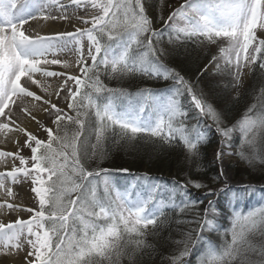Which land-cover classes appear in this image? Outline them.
Masks as SVG:
<instances>
[{
    "label": "snow or ice",
    "instance_id": "snow-or-ice-1",
    "mask_svg": "<svg viewBox=\"0 0 264 264\" xmlns=\"http://www.w3.org/2000/svg\"><path fill=\"white\" fill-rule=\"evenodd\" d=\"M71 4L75 8L96 9L88 13L92 17L90 21L82 16L78 18L84 24L91 23L92 27L79 28L75 33L65 31L54 36H42L30 31L33 28L30 21L54 23L70 20L71 17L64 11L66 4L61 0H48L47 5L37 0H0V117L10 119L13 116L11 111H5L15 104L13 97L40 99L29 90L31 85L39 83L33 78L36 74L46 77L61 75L41 67L62 63L55 58L54 50L58 47L64 50L69 44H80L77 49L79 63L87 79L81 80L77 76L69 79L77 86L89 89L83 95L79 91L66 93L72 101L68 107L75 111V117L62 114L55 104L51 105L55 110L54 123L58 127H67L64 121L70 122L74 128L70 134L53 135L49 128L46 130L49 136L47 142L30 133L26 135L24 143L32 153L31 170L27 167L28 158L19 153L13 157H18L24 167H14L7 176L13 183L20 179L18 174H22L25 180H31V194L38 198L39 210L27 209L35 212L30 220H17L14 224L0 222V252L5 255L0 264H9L8 253L13 250L20 256L16 264H122L125 256L129 264H139L136 253L143 245L149 226L155 228L159 217L164 216V199L159 192L161 186L151 182L147 185L133 184L130 189L116 191L113 196L114 170H88L82 163V159L96 154L105 132L111 126H118L119 134L129 141L141 133H148L149 138L160 137L170 145L179 141L187 149L186 158L189 159L199 154L198 145L205 139V133L214 128L225 138L221 141L222 147L216 151L217 162H221L226 155L223 145L232 146L233 129H238L241 148L247 145L264 163V88L261 89L258 105H251L243 119L230 128L202 91L194 90L189 81L162 62L165 52L159 44L166 33L162 29H152L151 21L145 14L144 0H71ZM46 7H58L61 12L45 11ZM178 21L182 22L180 26H177ZM167 27L169 41L173 44L194 39L197 43L207 41L216 45L217 55L212 56V65L217 72L231 76L234 86L240 85L246 69L253 66L264 69V0H184L170 12ZM84 38L88 41L86 54L81 43ZM49 53L53 56L50 60L47 58ZM85 55L90 58L91 66L87 65ZM137 72L165 80L170 78L174 82L172 95L159 104L150 90L137 94L118 92L100 79L101 73L120 76L135 75ZM22 77H27L23 87L20 83ZM101 93L108 101L104 105L96 104L93 99L94 95ZM185 94L203 117V122L189 120L181 102ZM114 96L129 97L123 111L115 110ZM86 100L88 103H85ZM20 107L17 106V111ZM90 107L94 109V115L89 112ZM93 117L95 127L89 129L88 122ZM17 131L23 132L24 129L17 127ZM92 136L95 143L90 142ZM28 141H34L35 146ZM53 143H58V147H53ZM239 154L243 155V152ZM3 176L0 173V177ZM147 179L146 176L137 178L138 181ZM101 184L103 188L98 192ZM173 184L171 190L165 188L166 199L175 203L174 197L179 194L180 204L175 206L181 211L189 204L205 203L191 198V189L207 187L199 180L193 178L184 184L176 181ZM3 187L4 183L0 180V188ZM218 190L209 188L206 195L211 196ZM7 195H13L10 189ZM2 207L5 206L0 205ZM215 211L214 199L209 198L203 222L197 221L201 229L213 226V220L207 219V214ZM242 221L247 222L251 229L259 223L264 234V194L261 195L260 206L254 207L247 215H242L240 211L234 213L232 239L223 250L211 247L204 236L196 237L201 247L195 264H251L241 243L244 240L240 230ZM191 240L189 236L181 242L183 247L177 249L170 264H190L186 257L191 255ZM259 253L260 264H264V244Z\"/></svg>",
    "mask_w": 264,
    "mask_h": 264
},
{
    "label": "trees",
    "instance_id": "trees-1",
    "mask_svg": "<svg viewBox=\"0 0 264 264\" xmlns=\"http://www.w3.org/2000/svg\"><path fill=\"white\" fill-rule=\"evenodd\" d=\"M173 3V0H144L145 14L151 21L152 28L158 29L163 25L168 8ZM163 31L166 34L162 38V43L159 44V47L163 48L165 52L161 57L162 62L189 81L194 86V90L198 89L194 79L200 74L204 64L211 59V51L207 47V42L197 43L193 39L181 40L173 44L169 41L168 30ZM100 79L107 87L130 94H137L143 90L154 89L173 82L170 78L165 80L161 77H149L141 72H137L135 75L124 74L120 76L101 73ZM262 88H264V69L253 66L250 82L242 92L236 96L224 95L217 91L210 92L209 97L205 99L222 115L229 127L230 124L242 120L251 105H258ZM86 91L89 89L84 88L80 92L81 95ZM93 99L99 105L108 102L103 93L94 95ZM124 99L129 100V97H113V104L117 112L124 110ZM85 103L88 101L86 100ZM70 112L75 117V111L70 109ZM89 112L94 115L93 108L90 107ZM191 116L192 118L195 117V115ZM64 124L67 127H58L56 123L54 124V135L63 136L65 133L70 134L74 130L70 122L64 121ZM88 127L89 129L95 127L94 117L89 120ZM231 137L230 143L236 148V157L239 161L238 164L232 166L235 176L242 180L258 181L264 179V163L260 162V159L253 154L247 145L241 148L239 130L231 133ZM90 142L95 143L94 136L90 137ZM180 144L181 142L177 141L170 145L162 141L160 137L149 138L148 133L138 134L129 141L119 134L118 126H111L105 132L101 145L96 149V154L86 160L82 159V163L88 170L104 168L121 172L119 170L126 169L133 173L174 175L173 180L169 183L163 181L162 178L160 179V183L164 182L165 186L171 188L174 187V181L184 184L187 180L194 178L207 187L191 189V198L203 201V198L197 197V194L219 182V170L210 164L208 156L212 138L206 137L198 145L199 154L190 159L186 158L187 149ZM53 147H58V143H53ZM43 151L42 148L41 152ZM241 152L243 155L239 154ZM73 178L75 179V177ZM102 188L103 185L101 184L98 192ZM116 191V188L112 191L113 196H115ZM120 192H122L121 189ZM262 194H264V190L252 188L226 191L214 202L216 211L209 213L208 219L213 220V226L204 228V230L197 223V221L203 222L201 220L203 204H189L183 211L176 206L164 207V216L159 217L157 226L155 228L151 226L150 229L146 230L143 245L136 253L139 264H170V260L177 253V249L183 247L181 242L186 241L189 236L192 237V240L189 241L192 258L189 261L190 264H195L201 247V242H197L196 237L203 231L211 233V236H205L211 247L223 250L232 239L231 229L234 223V213L240 211L242 215H247V212L254 207H259ZM180 199L178 195L177 204H180ZM240 230L243 231L244 237L241 243L247 251L251 264H260L259 249L264 244V234H262L259 223L255 229H251L247 222L242 221ZM122 264H129L127 256L123 258Z\"/></svg>",
    "mask_w": 264,
    "mask_h": 264
},
{
    "label": "bare ground",
    "instance_id": "bare-ground-1",
    "mask_svg": "<svg viewBox=\"0 0 264 264\" xmlns=\"http://www.w3.org/2000/svg\"><path fill=\"white\" fill-rule=\"evenodd\" d=\"M37 2H40V4L43 5L48 4V0H37ZM61 3L67 5L64 11L71 17V19L57 20L54 23L52 21L43 20L30 21L33 25V28L30 29V31H32L34 35L54 36L59 32L65 31L75 33L83 24V22L78 19L79 17L82 16L84 20H91V16L88 15V13H91L89 7L75 8V6L71 4V0H61ZM45 11L59 13L61 12V9L58 7H46ZM37 15H39L38 12ZM25 28H28V25H25ZM54 51L56 52L55 58L60 59L62 63L58 65H41V67L47 71L61 73V75L56 77H46L41 74H36L33 78L39 83L31 85L29 90L33 91L36 96L40 97V99L37 100L34 97H13L15 104L10 105L9 108L6 109V112L11 111L13 116L10 119H6L5 117L0 119V153L13 154L12 156L0 154V173H3L7 178L4 187L2 189L0 188V205L5 206L0 208V222L2 223L14 224L17 220H24L25 218H23L24 216L20 211L26 209L33 201V194H31L32 185L19 184L18 182L13 183L11 177L7 176V173L11 172L14 167H24V165L20 164L18 157H13L19 153V155L28 158L29 164L27 167L29 168L31 162L30 155L28 147L26 143H24L26 135L30 133L38 138L42 129H52L51 122L54 116V109L51 108V105L55 104L57 109H60L61 111L63 110L61 103L67 99L66 93L73 91V87L76 86L75 82L69 79V77H80L82 73V66L79 63V53L76 52V47L73 44H69L67 49L61 50L58 47ZM47 58L49 60L53 58L51 53L47 54ZM26 79L27 77L21 78L20 83L22 87L26 86ZM65 81H67V83H65ZM72 82L74 83L72 84ZM17 87H19V84H17ZM21 90L23 91V89ZM46 101L47 103H45ZM17 106H21L19 111H17ZM17 127L23 128L24 131H17ZM28 142L31 143L34 141ZM22 144L23 146H21ZM218 163L220 166H223L222 180L229 179L228 157L224 155L221 162ZM18 175L20 178L22 177V174ZM9 189L13 193L12 196L7 195ZM8 205L14 207L9 208L7 207ZM14 252L8 253L9 264H16V261L20 258L19 254ZM4 258V253L0 252V260H4Z\"/></svg>",
    "mask_w": 264,
    "mask_h": 264
},
{
    "label": "rangeland",
    "instance_id": "rangeland-1",
    "mask_svg": "<svg viewBox=\"0 0 264 264\" xmlns=\"http://www.w3.org/2000/svg\"><path fill=\"white\" fill-rule=\"evenodd\" d=\"M40 1V0H39ZM173 5L172 6H169L168 8V11H167V14L169 16L170 12L175 10V8L179 7L181 4H183L184 0H173ZM40 3V2H38ZM89 9H91V12H95L96 9H93L91 7H89ZM92 19V17H91ZM168 21V19H167ZM182 22H179L177 23V26H180ZM167 25V24H166ZM92 25L91 23H88V24H82L81 28H91ZM168 29V27H166ZM154 30V28H152ZM257 35H259V32L257 33ZM207 42V41H206ZM81 43L83 44V47H84V52L86 54L87 52V46H88V41L86 38H84ZM75 47H76V52L77 49L80 47V44H73ZM209 45V46H208ZM226 46V45H225ZM115 47V46H114ZM207 47H209L210 51H211V59H212V56H215L217 55V48H216V45L214 44H208L207 43ZM85 58H86V63L88 66H91V60L90 58H87V56L85 55ZM208 62L205 64V66L203 67L201 73L194 79V83L197 84V88L202 91V93L205 95V98H208L209 95H210V92H222L224 95L225 94H230L231 96H236L239 92H242L249 84L250 82V73H251V70H252V67H250L249 69H246L245 72H246V75L242 78V82L240 83V85L238 86H234L233 84V81H232V77L229 76L228 74L224 73V72H217V70L214 68V66L212 65V61ZM223 67V65H222ZM207 69V70H205ZM81 80H83L84 78V73L82 72L80 77H79ZM74 82H72L73 84ZM165 89H163L162 92H157L156 91H153L152 93L155 94L156 96V99L157 101H159V104H162L163 102H165V100L167 99H164L162 96L163 94H168V97L172 95V91L174 90L173 87L169 88V87H164ZM81 89V87L79 86H74L73 87V91H79ZM186 96V95H185ZM189 99V97H188ZM183 100V99H182ZM72 101L70 99H66L65 101H63L61 103V105L63 106V110L61 111L62 114H66V115H70V108L68 107V104L71 103ZM126 104H128V101H124ZM159 104L157 106H159ZM185 104H187V106H189L191 108V110L194 112V106L192 105V103L189 101V100H185ZM186 106V105H185ZM6 111V110H5ZM55 111V110H53ZM198 113V112H197ZM3 117H0V119H2ZM56 117L55 115L53 116V120L51 122V127H52V132L54 133V121H55ZM212 124V122H211ZM233 123L230 124V128L232 127ZM214 130V133H213V136H215V138H213V145L211 146V149L209 150L208 152V156H209V162L212 166H216L218 168V170L220 171V180H219V183L221 182V177L223 175H221V167L220 165L218 164V162L216 160H214V154L216 153V151L218 149H220L222 147L221 145V141L224 140L225 138L222 137L220 135L219 132L215 131V129L213 128ZM235 130L237 129H233L232 133L235 132ZM0 132H1V129H0ZM38 139L40 140H44L45 142L48 141L49 139V136H48V133L46 130L42 129L41 131V134L38 136ZM33 144V146H35V142H31ZM224 149H225V152H226V157H228V160H229V165H228V172L230 174V179L231 181H244L245 179H240V178H237L234 174V171L232 169V166L238 164V159L236 157V154H237V151L235 149V147L231 146V147H228L227 144H224L223 145ZM28 152H29V155L31 157L32 153H31V150L28 148ZM31 161V160H30ZM31 167H32V164L30 162V165H29V170H31ZM165 176L171 178L172 176L174 175H170V174H166ZM0 180L3 181V183L5 184V182L7 181V178L6 176H3V177H0ZM131 180H134V179H124L123 182H128V181H131ZM261 180H264V179H261ZM19 184H28V185H32L31 183V180L28 179V180H25L23 178V176L17 181ZM127 185V184H125ZM124 185V187L126 188V186ZM33 187V185H32ZM165 188L168 189L167 186H161L160 189L162 190V194L165 192ZM2 189V188H1ZM206 191V190H205ZM203 191V192H199L197 194V197H201L203 198V201L205 203H203V210H202V215H201V220H203L204 216H205V213H204V208L206 207V204H207V200L209 199V197L213 198L212 196H216L218 197V194L215 192V193H212L211 196H208L206 195V192ZM214 194V195H213ZM178 195V194H177ZM32 203L26 208V209H23L21 210L20 212L23 214V218H25L24 220H30L34 215H35V212H29L27 211V209L29 208H34L35 210H39V200L38 198L33 194L32 195ZM205 199V200H204ZM168 201V200H167ZM167 201L165 202V205L167 204ZM209 216V214H207V217ZM13 219V218H12ZM150 228V226H149ZM208 234V233H206ZM14 252V250L12 251ZM15 253V252H14Z\"/></svg>",
    "mask_w": 264,
    "mask_h": 264
}]
</instances>
